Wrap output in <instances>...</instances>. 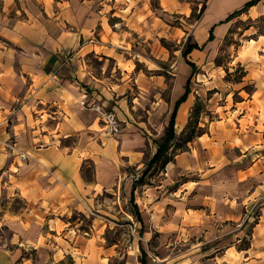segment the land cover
Wrapping results in <instances>:
<instances>
[{"label":"crops","instance_id":"1","mask_svg":"<svg viewBox=\"0 0 264 264\" xmlns=\"http://www.w3.org/2000/svg\"><path fill=\"white\" fill-rule=\"evenodd\" d=\"M245 1L208 0L192 32L191 41L200 47L187 55L203 59L202 44L216 42L227 30V15ZM242 13L264 16V0ZM98 21L87 4L69 2L54 16L0 25V223L13 228L9 241L35 249L52 244L54 254L84 252L88 242L77 241L83 236L78 229L71 233L77 225L71 213L89 215L85 238H96L103 227L117 223L121 196L130 200L133 195L144 230L132 220L123 224L142 232L140 238L155 234L170 240L160 253L142 248L134 256L141 264L142 257L144 264H155L154 256L166 264H264V130L257 128V120L244 130L227 131L211 122L208 131L173 154L159 179L133 180L131 174L141 173L156 150L171 113L169 101L162 95L163 84L151 88L148 101L140 98L147 90L132 95L127 80L111 81L113 70L120 69L116 45L91 37ZM193 73L184 80L177 76L183 86L173 90V105L188 79L190 87ZM189 95L191 87L176 107L175 130L188 121L186 113L178 124L179 108ZM93 104L115 111L117 133L104 130ZM13 196L22 199V209L5 205ZM56 237L63 241L56 243ZM113 244L98 242L96 247L104 253ZM21 250L0 243V264H17Z\"/></svg>","mask_w":264,"mask_h":264},{"label":"rangeland","instance_id":"2","mask_svg":"<svg viewBox=\"0 0 264 264\" xmlns=\"http://www.w3.org/2000/svg\"><path fill=\"white\" fill-rule=\"evenodd\" d=\"M69 2H83L98 14L99 21L90 32L94 40L104 45L107 42L116 45L114 54L120 69L113 70L111 81L127 80L128 90L132 95L147 90V95H140V98L148 101L154 91L151 88L155 89L163 84L162 95L169 101V114L173 107V90L183 86V80L192 72L182 50L186 40L193 39L192 32L208 0H0V25L12 23L16 19L27 22L35 17L54 16L58 8ZM227 24V30L217 37L216 42L202 44L206 51L203 59L187 55L190 59L197 60V67L190 79L192 101L187 109L188 119L193 121L196 118L198 122L195 134L208 131L211 122L227 131L236 127L244 130L253 126V122L257 120V128L264 130V16H250L241 12L227 21ZM102 48L106 49L105 46ZM111 63L108 60L105 65L107 73ZM179 75L183 77L182 81H178ZM196 109H199L198 115H194ZM176 130L177 139L170 148L171 156L186 149L191 141H184L188 128L183 132L178 127ZM164 166L155 163L143 181L149 182L150 177L159 179ZM144 167L145 165L142 170ZM174 177L182 179L185 176L175 173ZM177 182L178 180L170 184ZM106 196L110 197L111 194L107 193ZM3 201L2 199L1 205ZM117 204L120 209L117 223L112 228L103 227L100 236L96 235V238L89 240L85 238L88 234L84 229L90 231V216L77 210L71 213V219L77 224L70 228L71 233H74L73 229H78L77 232L83 236L78 237L77 241L83 244L84 240V245L88 242L84 252L74 254L58 250L54 254L52 244H43L35 249L32 245H19L16 240L13 243L8 239L13 228L3 222L0 223V243L22 247L17 264H123L127 260H133L135 254L140 256L142 248L147 247L160 253L164 242L170 240L155 238V234L146 240L137 236H143L142 232L133 234L128 225L123 223L134 221L136 229L144 230L142 222L138 226L136 216L131 214V218L126 217L125 211L134 210L133 203L122 195ZM5 205L13 211L20 209L23 201L13 196ZM2 212L0 207V215ZM249 229L247 227V231ZM174 239L171 238V241ZM55 240L56 243L63 241L60 237ZM98 242L99 245L101 242L106 246L115 244L100 253L102 249L99 247L98 250L96 247ZM243 243H247V238L244 237ZM75 245L79 244L76 242Z\"/></svg>","mask_w":264,"mask_h":264},{"label":"trees","instance_id":"3","mask_svg":"<svg viewBox=\"0 0 264 264\" xmlns=\"http://www.w3.org/2000/svg\"><path fill=\"white\" fill-rule=\"evenodd\" d=\"M255 2H256V0H246L242 4L241 7L230 12L226 17V20H228V19L232 18L233 16L243 12L248 6H250L251 4H253ZM211 36H212V33L210 32L209 37L211 38ZM186 41H187L186 45L182 50V55L185 57L186 62L191 66L192 72H194L196 69V64L193 61L186 58V55L192 48L200 47V45L197 42L190 41L189 38ZM189 91H190V87H189V79H188L184 85V91L175 100V103L173 105V108H172L170 116H169V120H168L167 124L164 126L163 132L156 139V150L153 153V155L146 161L145 167L143 168V170H142V172H141V174L137 180L138 183L143 182L145 175L148 173L149 169L155 163L158 162L161 166H164L169 160L172 159V156L170 155V148H171V146H173L174 141L177 139V132H176L175 127H174V118H175L176 107L178 106V104L182 100H184L186 98ZM198 113H199V109H196L194 111V115H198ZM197 123L198 122H197L196 118L193 121L188 119V121L186 122V124L182 128V132L188 128V133H187L186 137H184L185 142L192 140L193 137L196 136L197 133L195 134V127H196ZM198 134H200V133H198ZM134 187H135V185L133 186V188ZM133 201H134L133 195H131L130 202L133 203V205H134V210H132V213L134 214V216H136V218L140 219L141 218L140 213L137 209L136 204ZM141 262H142V264H144V262H145L143 257H142Z\"/></svg>","mask_w":264,"mask_h":264},{"label":"built area","instance_id":"4","mask_svg":"<svg viewBox=\"0 0 264 264\" xmlns=\"http://www.w3.org/2000/svg\"><path fill=\"white\" fill-rule=\"evenodd\" d=\"M92 107L98 112L100 115V118L103 122L104 129L108 133H117L120 129V122L119 119L115 113V111L112 108H107L104 106H99L96 104H93ZM21 158H25V153L21 152L20 153ZM140 172H133L131 174V177L133 180H138L140 176ZM133 234L134 231H131ZM136 235V234H135ZM154 261L155 264H166L163 258H159L157 256H154ZM123 264H141L138 259H133V260H127Z\"/></svg>","mask_w":264,"mask_h":264},{"label":"bare ground","instance_id":"5","mask_svg":"<svg viewBox=\"0 0 264 264\" xmlns=\"http://www.w3.org/2000/svg\"><path fill=\"white\" fill-rule=\"evenodd\" d=\"M190 102H191V96L189 95L187 100L185 102H183L179 108V111H178V122L179 123L178 124H182L184 122V120L186 118L187 108H188V105Z\"/></svg>","mask_w":264,"mask_h":264}]
</instances>
